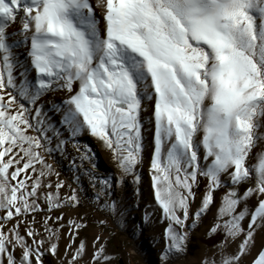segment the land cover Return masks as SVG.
Here are the masks:
<instances>
[{
    "label": "snow or ice",
    "instance_id": "1",
    "mask_svg": "<svg viewBox=\"0 0 264 264\" xmlns=\"http://www.w3.org/2000/svg\"><path fill=\"white\" fill-rule=\"evenodd\" d=\"M145 102L153 105L152 189L167 222L161 264L186 252L190 229L212 213L222 189L208 229L220 237V259L201 264H244L264 233V152L248 165L264 148V0H0V264H44L45 252L61 258L65 218L51 213L82 201L70 183L60 195L66 182L46 157H66L71 144L74 172L85 161L95 168L91 149L80 154L83 133L120 170L116 185L85 170L98 188L99 224L119 223L126 209L114 188L141 181ZM67 227L63 264H80L85 241L67 257L87 225ZM105 240H92L90 264H112ZM252 264H264V244Z\"/></svg>",
    "mask_w": 264,
    "mask_h": 264
},
{
    "label": "rangeland",
    "instance_id": "2",
    "mask_svg": "<svg viewBox=\"0 0 264 264\" xmlns=\"http://www.w3.org/2000/svg\"><path fill=\"white\" fill-rule=\"evenodd\" d=\"M18 28V24L13 25L8 31L11 33L17 31ZM19 52L21 61H25L26 50L21 48ZM31 75H34V73ZM56 99L59 101L63 99V96H57ZM152 113V103L145 102L141 113L144 142V151L142 153L143 162L136 169L141 176L140 184H134L129 178L125 187L121 188L116 186L114 188L117 200L121 202L122 208L126 209L123 218H117L119 223H114L109 220L104 226L99 224V221L105 219V216L100 211H97L95 207V193L98 191V188L93 187L88 175L85 174V170L92 171L98 177L110 178L114 185H116L121 175L116 162L112 159L111 153L105 150L96 138L88 133H83L78 137V143L81 147L80 154H83L87 149H91L95 168H93L92 163L85 161L84 169L79 172H74L72 160L76 158L78 161L79 156L71 144L68 145V154L66 157H61L56 153L50 157H46L47 162L53 165L56 172H59V179L66 182L65 188L60 190V195L63 197L70 192V189L67 187V184L70 183L73 188L78 189L82 201V206L80 207L74 209L66 207L62 211L54 210L51 213L53 220H55L57 215L64 216L65 219L62 223L65 224V228L59 230L58 250L61 253V258L58 260L56 257L45 252L44 257H46L49 264H63V261L66 259L63 254L66 246L70 243L67 227L68 220H76L78 223L83 222L87 227L80 230L79 235L76 237V242L70 249L69 257L67 258H70L71 253L75 251L80 241L83 240L88 245V255L80 260V264H86V262L90 264L89 257L93 251L92 240L96 235H103L106 237L107 253L113 256L112 264H161L160 257L165 247L163 233L167 227V222L162 220V212L156 204L154 190L152 189L150 171V157L153 153L154 143V121L152 119ZM262 152H264V148L257 147L254 149L248 165L254 166L258 164V156ZM74 175L80 176L79 183L73 182ZM56 181L57 178L53 175L49 182L55 185ZM44 191L47 192L49 190L45 189ZM51 191L55 192V188L53 187ZM226 191L227 189H222L216 193V207L213 208L212 213H209L195 229H190L186 252L176 258L173 264H201V261L206 258H214L217 262L219 261L220 257L217 246L220 237H216L215 239L210 238L208 229L213 223V214L220 205V198ZM202 192L203 187L200 189V193ZM200 200L201 196L198 194L195 203L192 205L193 212L199 206ZM256 204L257 201L251 199L249 202V210L251 211ZM146 213L150 217L148 221L144 220ZM43 216L44 213L37 215L36 220H42ZM81 217L84 218L83 221H81ZM8 227H11V224ZM35 227L38 231H42L39 224ZM262 244H264V233L257 235L256 246L252 249L250 255L243 258L244 264H252ZM45 248H47V245H45ZM235 249L236 244H232L227 248V251L230 253ZM17 255H19V252Z\"/></svg>",
    "mask_w": 264,
    "mask_h": 264
},
{
    "label": "trees",
    "instance_id": "3",
    "mask_svg": "<svg viewBox=\"0 0 264 264\" xmlns=\"http://www.w3.org/2000/svg\"><path fill=\"white\" fill-rule=\"evenodd\" d=\"M44 261H45V264H49L48 260L46 259V257H44Z\"/></svg>",
    "mask_w": 264,
    "mask_h": 264
}]
</instances>
